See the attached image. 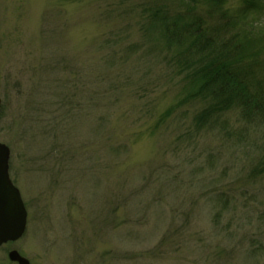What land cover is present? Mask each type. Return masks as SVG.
<instances>
[{"label":"rangeland","instance_id":"1","mask_svg":"<svg viewBox=\"0 0 264 264\" xmlns=\"http://www.w3.org/2000/svg\"><path fill=\"white\" fill-rule=\"evenodd\" d=\"M230 3L263 64L264 8ZM159 7L185 5L0 0V144L28 211L0 264H264V121L196 124Z\"/></svg>","mask_w":264,"mask_h":264},{"label":"trees","instance_id":"2","mask_svg":"<svg viewBox=\"0 0 264 264\" xmlns=\"http://www.w3.org/2000/svg\"><path fill=\"white\" fill-rule=\"evenodd\" d=\"M199 2L206 11H199ZM230 2L180 0L185 8L159 7L150 16L157 41L174 51L176 69L185 75L184 101L204 105L199 126L208 120L221 123L222 116L235 112L246 126H252L253 117L264 121V63L252 50L240 48L237 32L245 27L237 24L240 12L233 14ZM240 5L263 11L264 0H241Z\"/></svg>","mask_w":264,"mask_h":264},{"label":"water","instance_id":"3","mask_svg":"<svg viewBox=\"0 0 264 264\" xmlns=\"http://www.w3.org/2000/svg\"><path fill=\"white\" fill-rule=\"evenodd\" d=\"M9 159V148L0 144V247L19 240L25 232L27 222V212L20 193L9 177ZM9 258L19 264H29L17 251H12Z\"/></svg>","mask_w":264,"mask_h":264},{"label":"bare ground","instance_id":"4","mask_svg":"<svg viewBox=\"0 0 264 264\" xmlns=\"http://www.w3.org/2000/svg\"><path fill=\"white\" fill-rule=\"evenodd\" d=\"M0 114H1V112H0Z\"/></svg>","mask_w":264,"mask_h":264}]
</instances>
